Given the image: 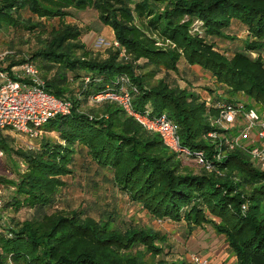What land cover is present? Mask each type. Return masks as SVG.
<instances>
[{"label":"trees","instance_id":"trees-1","mask_svg":"<svg viewBox=\"0 0 264 264\" xmlns=\"http://www.w3.org/2000/svg\"><path fill=\"white\" fill-rule=\"evenodd\" d=\"M88 10L114 33L117 46L106 55L88 49L86 33L67 22ZM236 26L247 30L248 39L230 57L217 41H234ZM25 32L46 39L44 46L28 55L0 50V71L12 74L14 67L31 64L47 90L71 101L72 110L42 128L57 139L43 138L36 148L17 149L10 135H0L16 175L0 177L8 191L0 212L31 211L8 225L0 218V264H150L144 254H163L156 243L166 239L152 230L121 227L113 215L53 211L66 179L76 177L80 166L97 169L152 218L192 230L210 225L224 236L237 264H264V170L248 151L229 150L226 140L238 131L213 128L223 106L245 104L237 94L264 114V0H0V36L14 39V47ZM183 66L209 74L225 98L203 101L181 88L171 76ZM108 92L128 94L137 113L166 116L177 125L182 147L205 152L214 169L194 172L183 162L199 165L193 157L171 151L118 102H92ZM211 132L220 136L211 138Z\"/></svg>","mask_w":264,"mask_h":264},{"label":"rangeland","instance_id":"rangeland-1","mask_svg":"<svg viewBox=\"0 0 264 264\" xmlns=\"http://www.w3.org/2000/svg\"><path fill=\"white\" fill-rule=\"evenodd\" d=\"M67 22L82 28L86 33L83 37V42L87 45L88 49L99 52L100 55H106L107 49L117 46L113 31L103 27L99 23L98 14L93 10L76 12V16L67 19ZM195 30H198V28L196 27ZM234 30L237 32L234 41H217L218 47L230 57L233 55L235 46L239 45L240 48L244 49V45L248 39V32L242 33L237 28H234ZM25 35L22 42L15 39L13 47L11 41L14 39L6 34H2L0 36V50L6 52L10 48H14L20 55H28L44 46L46 39L39 41L35 37L30 38V34L27 32H25ZM253 57L255 58L257 55L254 54ZM262 57L264 58V55ZM171 77L175 79L181 88L198 95L203 101L209 99L213 101L217 99L216 96L225 98L226 91H221L216 81L200 68L196 67L188 70L186 66H183L179 74L173 73ZM209 89H213L214 92ZM236 98L245 104L253 105L261 112V107L247 96L237 94ZM2 134L6 136L10 135L15 140V147L17 149L26 150L36 148L43 138H49L50 140L57 139L54 134H48L45 131L38 138H29L13 132H4ZM9 162L11 161L7 157L0 160V177L15 179V173L8 167ZM183 162L191 166L194 172H202V167L196 165L193 160L183 159ZM18 165L21 171L25 170L22 164L19 163ZM258 165L264 170L263 166ZM76 170V177L66 179L68 182L67 186L62 189L59 201L53 208V211L58 209L75 210L85 216H92L96 219H106L108 215H113L119 218L121 227L132 225L135 228L152 230L160 234L166 239V243L162 244L158 242L156 246L159 249L164 248L163 254L155 256L152 253H143L145 255L144 260L150 264H161L162 261L166 262V260L170 259L192 264L191 258L193 256L204 258L209 253L214 254L225 241L224 236H218L215 230L208 224L192 230L185 224H175L152 218L142 207L133 204L127 197L121 195L112 183L106 184L104 178L96 172L97 169L94 168L88 171L80 166ZM105 172L107 173V171ZM95 182L97 185L94 184ZM0 188L4 192L3 202H5L8 199V191H5L2 186ZM262 211L264 213V204ZM16 215L11 210H5L3 213L0 212V218L8 225L9 219L14 217L21 220L25 219L31 216V211L22 209ZM136 251L144 252L142 248H137ZM165 253L168 255H165ZM212 262H215V259H212Z\"/></svg>","mask_w":264,"mask_h":264},{"label":"built area","instance_id":"built-area-1","mask_svg":"<svg viewBox=\"0 0 264 264\" xmlns=\"http://www.w3.org/2000/svg\"><path fill=\"white\" fill-rule=\"evenodd\" d=\"M115 101L135 116L137 121L147 130L159 134L166 147L182 156L193 157L197 163L207 170L214 166L205 159V152H191L182 147L178 127L166 116L156 117L148 110L145 113L134 111L132 99L128 94L108 92L92 97V102L102 100ZM72 102L58 99L49 92L40 71L31 64L14 67L12 74L0 71V135L13 132L29 138H38L42 128L57 116H67L71 113ZM213 128L223 131L236 130L232 139L226 140L229 150L242 149L248 151L252 160L264 167V114L256 108L245 104H229L223 106ZM219 134L211 132L210 137ZM220 136V135H219ZM5 158L0 148V160ZM3 206V193L0 190V210ZM247 210L244 205L243 211ZM1 233V229H0ZM192 264H215L212 260L193 256Z\"/></svg>","mask_w":264,"mask_h":264},{"label":"crops","instance_id":"crops-1","mask_svg":"<svg viewBox=\"0 0 264 264\" xmlns=\"http://www.w3.org/2000/svg\"><path fill=\"white\" fill-rule=\"evenodd\" d=\"M234 28H237L238 31L243 32H247L246 29L240 27V26H236ZM236 32V31H235ZM234 32V33H235ZM237 34V32L235 33ZM264 55V53L262 54ZM204 258L210 259V260H214L215 259V264H237V259L232 255V253L229 250V246L227 245V243L224 241L223 244L215 251L214 254H207L206 256H204Z\"/></svg>","mask_w":264,"mask_h":264}]
</instances>
